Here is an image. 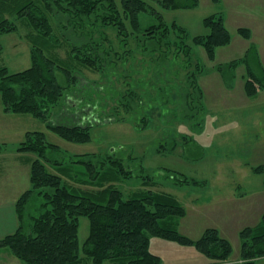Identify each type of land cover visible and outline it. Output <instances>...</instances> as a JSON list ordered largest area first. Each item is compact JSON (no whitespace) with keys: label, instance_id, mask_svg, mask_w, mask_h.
Masks as SVG:
<instances>
[{"label":"rangeland","instance_id":"374dc122","mask_svg":"<svg viewBox=\"0 0 264 264\" xmlns=\"http://www.w3.org/2000/svg\"><path fill=\"white\" fill-rule=\"evenodd\" d=\"M22 1L0 0V21L15 20ZM115 1L121 6L122 0ZM198 2V7L188 10H164L150 3L170 27L177 24L186 31L177 37L171 33L159 46L146 45L142 34L131 37L124 46L114 28L92 27L87 20L81 28L76 17L70 21L65 14L48 12L53 26V57L69 63L76 54L73 50L91 44L93 50H102L99 56L104 63L97 70L79 67L73 71L78 77L75 91L65 90L62 103L46 109L47 121L6 112L0 93V144L7 145L0 154V207L16 204L32 187L31 166L38 157L17 149L29 132H42L47 142L61 151L49 150L50 160L60 158L68 163L80 155H96L108 162L120 159L135 175L121 184L127 196L145 188L143 183L148 180L143 179L150 177L153 187L149 188L175 196L185 207L181 234L196 241L206 230L217 229L234 249L229 261L221 264L245 263L240 233L255 227L264 214V173H256L259 168L264 172V71L251 54L245 64L235 63L255 45L264 65V0ZM213 15L223 17L232 38L230 44L217 48L214 60H210L193 39L211 34L204 20ZM140 17L142 28L160 24L157 16ZM17 25L18 31L0 34V65L10 73L32 66L27 39L32 29L20 21ZM240 29L252 30L251 39L241 35ZM187 46L192 47L191 54ZM80 58H76L78 64ZM247 66L255 77L247 72ZM255 78L262 87L250 97L246 81ZM59 82L65 85L62 74ZM48 123L91 127V141L67 142L51 131ZM47 168L56 173L52 164ZM170 171L199 183L179 185L170 178ZM239 184L245 191L237 188ZM16 231L0 222V240ZM88 235L89 221L81 218L80 242ZM150 251L162 259L161 264H220L192 246L160 238L151 240ZM0 264L24 263L9 249L0 248ZM254 264H264V258Z\"/></svg>","mask_w":264,"mask_h":264},{"label":"trees","instance_id":"16d2710c","mask_svg":"<svg viewBox=\"0 0 264 264\" xmlns=\"http://www.w3.org/2000/svg\"><path fill=\"white\" fill-rule=\"evenodd\" d=\"M150 3L158 4L164 10H188L199 4L198 0H122L121 6L115 0L19 2L16 19L0 21V34L18 31V21L32 29L27 35L31 42L32 66L10 73L7 67L0 65V93L5 111L31 114L47 121L46 109L61 104L65 90L75 91L78 77L73 76V71L79 67L97 70L104 63L99 56L102 50L94 48V51L91 44L73 50L76 54L69 63L53 57V26L48 12L53 16L65 14L70 21L76 17L81 28L84 27L83 20L92 27L114 28L124 46L131 37L141 34L146 36V45L156 43L159 46L160 41L170 38L171 33L175 32L177 37L186 32L177 24L170 27L165 23L162 14ZM141 14L157 16L160 24L142 28ZM204 24L211 29V34L198 36L193 41L203 46L209 59L214 60L216 49L230 44L232 36L221 15L206 18ZM239 33L251 39L250 30L240 29ZM187 48L191 54L192 47ZM2 49L0 42V52ZM249 54L263 72L255 45H251L245 58L235 64H245ZM76 58H80V64ZM247 72L255 77L249 66ZM59 74L65 78L64 86L59 82ZM190 78H193L192 74ZM259 83L258 78L247 79L246 89L250 97L258 94V87H262L257 85ZM48 128L67 142L84 144L91 141V127L51 126L48 123ZM6 149L7 145L0 144V154ZM17 150L35 154L38 158L31 166L32 187L15 204L19 227L15 233L0 240V248L9 249L24 264H161L162 259L150 251L153 238L192 246L213 263H226L233 255L232 243L217 229L206 230L196 241L181 234L180 224L187 216L185 207L175 196L149 188L153 187L150 177L143 179L148 180L143 183L145 188L127 196L121 184L135 175L120 159L110 158L108 162L96 155H80L71 157L68 163L60 158L50 160L49 150L61 151L49 144L42 132H29ZM47 164H52L56 173H51ZM256 173L264 172L259 168ZM172 174L170 171L169 175ZM176 175L170 178L179 185L199 183ZM136 178L141 176L137 174ZM81 218L89 221V235L83 243L79 239ZM240 236L244 264H254L264 258V214L255 227L242 230Z\"/></svg>","mask_w":264,"mask_h":264},{"label":"crops","instance_id":"0c3cea01","mask_svg":"<svg viewBox=\"0 0 264 264\" xmlns=\"http://www.w3.org/2000/svg\"><path fill=\"white\" fill-rule=\"evenodd\" d=\"M251 33H252V36H253L252 30H251ZM258 52H259L260 63L262 64V67H263L264 66L263 65V60L260 57L261 53H260V51H258ZM263 69H264V67H263ZM237 188L238 189H240V188L243 189V186L239 184L237 186ZM0 213H2L4 215L3 217H1L2 215H0V222L4 223V225L7 226L10 229V231H16L18 226H19V220H18L16 208H15V202H14L13 205H10V206H7V207H0Z\"/></svg>","mask_w":264,"mask_h":264}]
</instances>
